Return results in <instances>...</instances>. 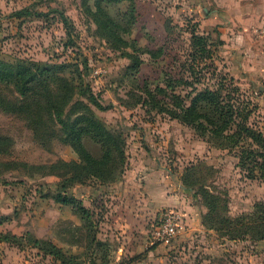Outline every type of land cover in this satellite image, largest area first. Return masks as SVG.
<instances>
[{
	"label": "rangeland",
	"instance_id": "obj_1",
	"mask_svg": "<svg viewBox=\"0 0 264 264\" xmlns=\"http://www.w3.org/2000/svg\"><path fill=\"white\" fill-rule=\"evenodd\" d=\"M83 1L0 0V58L65 63V70L56 73L74 87L81 82L89 84L97 99L109 107L100 110L74 93L62 118L84 111L116 136L105 164L82 182L62 181L47 165L58 160L81 163L72 145L56 133L49 136L44 126L36 128L16 112L0 110V231L50 241L64 254L63 260L54 262L24 239L23 250L0 244V255L7 257L8 264H142L147 249L157 244L151 242V231L162 212L177 209L185 222L184 208H162L153 199L163 183L166 187L162 192L182 195L186 205L201 213L200 221L208 209L199 187L193 184H210L224 199L211 211L215 225L217 215L237 216L264 202V180L244 177L236 166L237 159L220 146L223 140L202 136L194 127L138 102L145 96L144 86L153 89L166 77L177 79L185 68L189 70L186 54L194 27L207 37L212 56L195 66L200 78L189 76L188 84L177 82V92L213 87L217 79L226 77V82L236 87L233 92L257 105L250 122L264 130V78H252L240 66V51L228 42L232 31L240 41L254 42L262 36L259 30L264 26V10L258 11L253 21L248 10L236 7L238 2L245 6L251 1L264 5V0H135L137 16L130 37L142 50L155 52L153 56L138 53L142 62L137 71H132L130 60L98 32ZM85 1L93 6L94 0ZM220 3L231 7L233 15L227 16ZM24 7L42 14H12ZM60 13L67 17V29ZM83 58L87 61L86 75L82 73ZM221 86L224 98L228 87ZM82 143L94 157L100 156L98 143L89 136L82 137ZM116 145L122 157L114 149ZM38 165L42 167H33ZM188 167L194 171L185 183L183 175L186 177ZM66 170L61 167L56 171ZM69 170L71 175L81 171L74 165ZM58 191L80 199L89 209L90 223L70 204L56 200ZM197 233L179 240L184 248H171L168 259L176 264H264V239L232 240L214 227ZM178 237L179 233L171 242Z\"/></svg>",
	"mask_w": 264,
	"mask_h": 264
},
{
	"label": "trees",
	"instance_id": "obj_2",
	"mask_svg": "<svg viewBox=\"0 0 264 264\" xmlns=\"http://www.w3.org/2000/svg\"><path fill=\"white\" fill-rule=\"evenodd\" d=\"M83 5L98 32L108 38L114 49L130 60L129 68L133 69L132 71H137L142 62L138 55L139 52L144 51L152 56L155 54L149 48L142 50L136 40L130 37L137 16L135 0H94L93 6L88 5L84 0ZM31 13L42 14L41 11H30L26 7L17 9L12 14L23 16ZM60 18L67 29V17L60 13ZM186 56V62H189V66L187 65L189 70L185 68L186 73L182 72L177 79L166 77L163 84H156L153 89L144 86L145 96L138 102L144 106L157 108L167 114L170 119L194 127L202 136L207 135L210 139L223 140L220 146L237 159L236 166L244 177L264 180V130L250 122L252 115L257 112V105L250 99L233 92L236 87L227 83L226 77L223 76L215 81L213 87L205 86L186 93L177 92V82L188 84L189 76L196 80L200 78V73L195 71V66L201 60L212 56L208 48L207 37L198 33L194 27L190 29L189 49ZM63 65L66 66L65 63L34 64L18 57L12 60L0 58V110L16 112L24 116L36 128L44 126L49 136H54L56 133L61 141L71 144L78 153L81 163L58 160L47 167L50 168L51 173L56 172L62 181L82 182L88 173L95 172L94 170L109 160L113 152L112 140L116 139V136L87 112H70L66 115V119L62 118L64 108L74 93L100 110L109 107L97 99L89 84L81 82L80 85L83 87L80 85L74 87L66 77L57 74L56 71L65 70ZM82 68V73L86 75L87 61L85 58L82 59ZM221 85L228 87L226 91L228 96L224 98ZM84 136H89L98 143L101 151L99 157H94L86 149L82 143ZM114 149L122 157L123 152L117 145ZM14 162L19 161H12ZM73 165L79 167L81 171L71 175L69 169ZM33 167L39 169L42 166ZM61 167L67 170L64 173H58L59 171L56 170ZM193 171V167L186 169V177L183 175L185 183L190 181L189 176L193 174ZM66 183H62L63 186ZM193 186L199 187L200 192L198 189V193L208 209L201 215L202 226L207 229L214 227L216 230H221L232 240L256 242L264 239L263 201L255 203L251 211L237 216H229L227 213L222 217L217 215L216 220L219 224L217 222L215 225V218L211 215V211L217 208L216 203L224 201L222 194L211 189L210 184L205 181H197ZM188 188L193 189L192 186ZM55 199L70 204L83 221L90 223L89 209L80 199L62 195L60 191L56 193ZM26 234L29 233L26 232ZM24 239L30 243V247L42 251L54 262L57 259L63 260L64 254L61 249L50 241L25 237V234L17 235L0 231V242H6L20 250L25 249L22 247Z\"/></svg>",
	"mask_w": 264,
	"mask_h": 264
},
{
	"label": "crops",
	"instance_id": "obj_3",
	"mask_svg": "<svg viewBox=\"0 0 264 264\" xmlns=\"http://www.w3.org/2000/svg\"><path fill=\"white\" fill-rule=\"evenodd\" d=\"M261 3L257 5L253 4L252 1L249 3V5H245L239 2L237 3L236 9L238 11L248 10L249 14H251V19L256 21L257 15L260 13L258 11L264 10V5ZM221 10L227 15L232 16V8L228 5H222L220 3ZM214 10H216V7H214ZM252 11V12H251ZM251 12V13H250ZM215 15V13H214ZM255 25V24H254ZM260 38L255 37L254 42L253 40L251 42L248 41H240L238 39V36L234 33V31L231 32V36L228 39L229 45L231 48H237L240 51V57L242 58L240 62V66L244 68V70H247V72L251 75L252 78L259 79L264 78V35L259 36ZM245 40V39H244ZM165 185H162L159 188H156V193L153 197L155 202L159 203L160 206H163L162 208H166L168 205H175L180 206L181 208L185 209V222L183 229L179 232V239L178 241L170 242L169 244H163V243H157L153 247H150L147 249V258L142 261V264H176V261L169 260L168 257L170 256L169 250L171 248H176V251L182 247L184 248V244H181L182 238L187 240V238L191 237L192 235H195L208 231L207 228L202 226L200 221V212L195 209L191 204L186 205V201L184 200L182 195H179L178 192L175 194V196L169 195L166 193V191L163 193L162 189H165L166 183H163ZM178 208V207H177ZM175 239V238H174ZM0 244H7L6 242H0ZM181 244V245H180ZM172 252V251H171ZM0 263L1 264H8L7 263V257L0 255ZM194 264V263H193Z\"/></svg>",
	"mask_w": 264,
	"mask_h": 264
},
{
	"label": "built area",
	"instance_id": "obj_4",
	"mask_svg": "<svg viewBox=\"0 0 264 264\" xmlns=\"http://www.w3.org/2000/svg\"><path fill=\"white\" fill-rule=\"evenodd\" d=\"M264 35V26L259 30ZM182 215L176 209L165 210L151 231L152 243L169 244L183 229Z\"/></svg>",
	"mask_w": 264,
	"mask_h": 264
}]
</instances>
